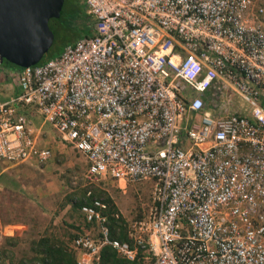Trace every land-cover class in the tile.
Returning <instances> with one entry per match:
<instances>
[{"label":"built area","instance_id":"1","mask_svg":"<svg viewBox=\"0 0 264 264\" xmlns=\"http://www.w3.org/2000/svg\"><path fill=\"white\" fill-rule=\"evenodd\" d=\"M82 1L86 36L7 72L18 94L0 103V161L50 158L32 108L89 181H153L130 243L109 238L105 204L80 208L98 236L73 239L77 264L105 246L129 262L264 264V0ZM226 92L246 114L221 112Z\"/></svg>","mask_w":264,"mask_h":264},{"label":"rangeland","instance_id":"2","mask_svg":"<svg viewBox=\"0 0 264 264\" xmlns=\"http://www.w3.org/2000/svg\"><path fill=\"white\" fill-rule=\"evenodd\" d=\"M81 2L82 0H64L61 18L55 25L50 24L53 40L41 61L60 53L64 46L71 45L88 34L87 17ZM225 97L221 111L224 114L237 112V109L244 106L236 96L228 92ZM27 117L37 135L38 145L49 149L50 158L44 163L19 165L0 161V174L4 175L6 183L0 185V227L11 224L18 227L13 240L5 246L3 241L6 238L0 239V250H6L4 256L0 253V264H17L19 258L27 252L28 239L44 231H51L56 236L75 233L67 224L74 227L77 226L76 223L82 225L84 216L77 212L78 216L74 214L77 220L73 223L65 201L67 197L79 198L84 189L86 196L91 190L105 193L112 200L126 227L144 218L151 205V179L127 183L123 189L118 188L114 181L106 177L89 181L85 177V158L60 143L54 130L42 122L34 109H29ZM102 197L103 195L94 199L101 202ZM83 233L94 239L97 229L92 227ZM150 260L151 256L147 255L141 262L148 264Z\"/></svg>","mask_w":264,"mask_h":264},{"label":"trees","instance_id":"3","mask_svg":"<svg viewBox=\"0 0 264 264\" xmlns=\"http://www.w3.org/2000/svg\"><path fill=\"white\" fill-rule=\"evenodd\" d=\"M76 1V0H73ZM64 2V0H63ZM81 5L84 9L85 7L83 1ZM86 16V14H85ZM61 18V15L60 17ZM50 19L48 21V27L51 30L50 24L55 25L59 20ZM88 31V29H87ZM59 54V53H58ZM56 54V55H58ZM56 55L48 56L44 60L52 58ZM42 60V61H44ZM41 60L39 61L42 62ZM1 69L3 71H10L13 69H18V67L10 65L9 63L2 61ZM264 108V104H262ZM87 167V164H86ZM4 175L0 174V185H6L4 181ZM3 183H2V182ZM86 189L82 190L81 196L77 199H73L71 197H67L65 204L69 206V218L75 223V215L78 216L77 212H81L80 208L83 205H91L94 198L98 199L103 195L101 202L105 204V209L101 212L102 215L106 217V224L108 227V234L110 239H115L119 242H129L126 234V225L122 217L118 214L116 207L114 206L112 200L105 194L100 191L91 190L90 194L86 196ZM82 226L83 228L89 229L95 227L93 222H87L85 217H82ZM66 224V222H65ZM15 225V224H13ZM79 226V223H76ZM17 226V225H15ZM67 226L73 228L75 233H67L62 236H56L53 232L44 231L36 237L29 238L27 241V252L19 258L17 264H77V255L76 252L71 248V242L74 238L78 236L89 237L88 234L85 235L78 226H73L72 224H67ZM18 229H16L17 232ZM96 237L94 239L97 238ZM13 238L4 239V246ZM0 253L4 256L6 254V250L3 248L0 250ZM142 259H137L135 261L129 262L125 260L123 257L116 254V252L108 246L102 247L99 251V258L96 264H142ZM150 262V261H149Z\"/></svg>","mask_w":264,"mask_h":264},{"label":"water","instance_id":"4","mask_svg":"<svg viewBox=\"0 0 264 264\" xmlns=\"http://www.w3.org/2000/svg\"><path fill=\"white\" fill-rule=\"evenodd\" d=\"M63 0H0V63L36 65L52 44L50 19L61 15Z\"/></svg>","mask_w":264,"mask_h":264},{"label":"crops","instance_id":"5","mask_svg":"<svg viewBox=\"0 0 264 264\" xmlns=\"http://www.w3.org/2000/svg\"><path fill=\"white\" fill-rule=\"evenodd\" d=\"M39 63V62H38ZM7 71H3L1 69V66H0V103L2 102H6L8 101L9 99L15 97L17 94H18V89L17 87L12 84L8 78V75H7ZM229 94H232V93H229ZM234 95V94H232ZM235 96V95H234ZM224 98L225 97V93L224 95L222 96V98H220L219 100H225ZM240 103H242L240 100H239ZM264 104V103H263ZM214 105L215 103H208L206 100H205V111L207 112H212L213 108H214ZM244 105V104H243ZM29 109H32V108H26L23 110L24 114H26L28 116V111ZM33 110V109H32ZM246 107L245 105L244 106H241L239 109H237V112H233V113H236V114H246ZM37 114V113H36ZM219 114V113H218ZM38 115V114H37ZM40 118V117H39ZM13 225V224H11ZM78 226V225H77ZM79 229H81L82 231H84L85 229L83 228L82 225H79L78 226ZM16 235V233H14L12 236H7V237H3V238H14ZM1 239V238H0Z\"/></svg>","mask_w":264,"mask_h":264}]
</instances>
